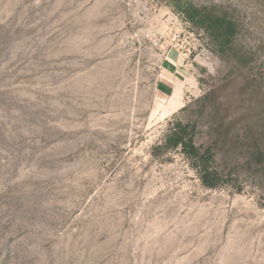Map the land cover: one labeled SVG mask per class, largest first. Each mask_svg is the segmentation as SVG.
<instances>
[{
    "label": "rangeland",
    "instance_id": "obj_1",
    "mask_svg": "<svg viewBox=\"0 0 264 264\" xmlns=\"http://www.w3.org/2000/svg\"><path fill=\"white\" fill-rule=\"evenodd\" d=\"M0 264H264V0H0Z\"/></svg>",
    "mask_w": 264,
    "mask_h": 264
},
{
    "label": "trees",
    "instance_id": "obj_2",
    "mask_svg": "<svg viewBox=\"0 0 264 264\" xmlns=\"http://www.w3.org/2000/svg\"><path fill=\"white\" fill-rule=\"evenodd\" d=\"M179 9L186 12L190 9L193 13L188 16V19L193 23L198 24L202 21V13L194 8H185L176 4ZM221 20L215 21V27L210 26L212 34L219 32ZM218 24V25H217ZM222 27V26H221ZM215 31V32H214ZM195 133V126L189 123H183L181 120L171 123L167 130V133L163 135V138L158 144L153 146L154 155H159L166 150H179L186 156L190 163V167L193 168L199 176L201 184L206 187H214L216 180H218V171L214 167V160L212 152L209 148L198 147L195 145L193 138Z\"/></svg>",
    "mask_w": 264,
    "mask_h": 264
}]
</instances>
